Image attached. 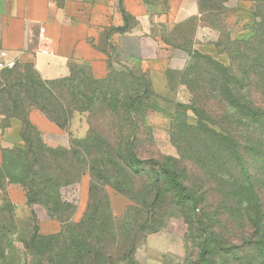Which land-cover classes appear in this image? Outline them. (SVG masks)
<instances>
[{"label":"trees","instance_id":"16d2710c","mask_svg":"<svg viewBox=\"0 0 264 264\" xmlns=\"http://www.w3.org/2000/svg\"><path fill=\"white\" fill-rule=\"evenodd\" d=\"M199 2L202 12L208 6L220 8L223 0ZM262 4L264 0L257 5L253 13L257 20L248 23L245 36L231 38L225 26L218 24L221 31L214 46L217 55L227 57V64L191 47L185 50L197 68L193 73L195 79H188L190 72L185 82L193 84V99L184 109L199 115V109L205 110L199 104L205 95L213 103L215 100L221 104L230 119L228 124L212 122L214 127L201 119L197 128L184 124L188 129L182 132L191 140L197 141L196 133L209 138L202 153H215L219 147L212 141L219 139L230 141L240 155L231 137L233 130L240 131L239 128H245L247 134L254 131L262 135L264 141V109L238 104L236 98L241 87L250 85L261 71L264 73V40L254 38L260 26ZM123 20V26L105 29L99 41L93 43L106 55L105 77L96 78L88 62L73 59L68 63L69 74L55 79H44L30 61L16 60L12 67L0 71V129L8 128L11 118L21 122V141L1 143L0 264H17L20 256L24 258L22 264H129L142 234L147 233V214L167 199L178 207L185 221L192 217L201 233L199 264H264V240L257 233L261 218L248 216V228L257 232L252 233L253 239L243 245L245 248L222 240L221 218L215 225L214 218L207 221L208 212L212 216L213 211L203 191L188 182L186 167L181 168L177 158L170 155L142 157L147 154V139H153L147 113L155 109L148 106L147 99L160 93L151 87L146 71L119 59L111 34L128 30L132 17L123 12ZM163 41L174 49H187L170 36H164ZM31 110L39 111L69 134V146L47 145L43 134L29 120ZM75 114H87L88 130L80 138L70 132ZM175 130L176 125L171 124V141L179 151ZM242 148L248 158L234 166H239L244 176L240 195L249 206L258 194L255 180L259 174L258 167L250 164L264 161V143L263 149L257 150L261 155L253 152L250 143ZM84 174L90 178L87 206L80 219L73 221L75 205L63 200L61 189L80 183ZM136 178L144 180L140 191L134 185ZM10 185L19 186L26 205L41 206L49 219L60 224V229L41 233L34 212L28 217L29 224L22 225L24 222L16 218L14 204L7 194ZM107 187L132 201L122 216L113 213ZM21 226L26 234L19 238ZM248 251L253 254L249 262L245 259Z\"/></svg>","mask_w":264,"mask_h":264},{"label":"rangeland","instance_id":"374dc122","mask_svg":"<svg viewBox=\"0 0 264 264\" xmlns=\"http://www.w3.org/2000/svg\"><path fill=\"white\" fill-rule=\"evenodd\" d=\"M216 4L211 3L210 5L217 6L218 4ZM259 10L260 20H262H259L260 26L254 38L262 41L264 40V4L260 5ZM212 19L215 23L218 22L217 15L212 16ZM209 20L205 18V22ZM230 24L232 23L230 22ZM193 26V23H188L176 28V31L171 34L166 35L174 38L177 43L186 45L187 49H180L185 52L188 48H192L190 41H192ZM224 39L226 38L224 37ZM224 43L228 42L224 41ZM214 57L222 63H228V59L224 55ZM185 60L184 63H176L169 69L170 80L168 91L160 93L159 95L150 96L147 99L148 106L155 109V111L147 113V123L152 128L153 139L152 141L147 139V154H143L142 157H148L153 154L154 157H157V155H170L177 158L181 168L186 167L187 169L188 182L194 183L205 194L206 203H209L210 209L213 211V217L208 212L206 216L207 221L209 222L211 218H214L212 223L215 225V222L220 217L221 227L219 232L222 240L233 243L237 247L245 248L243 245L253 239L252 233L257 232L252 227L248 228L250 226L247 221L248 216H258L261 218L259 219L261 220V228L257 233L264 240V161L260 160L254 162V164H250L258 167L259 174L255 180L258 194L249 206L245 205L240 195L241 189L244 187V176L241 174L239 166L234 165H240L242 161H245L246 157L248 158L247 154L242 152V147L246 146L247 143L252 145L255 154L261 155L262 153H257V150L259 148L263 149V137L254 131H250L251 134H247L245 128H239L241 129L240 131L233 130L231 137L234 143L236 142L238 145V149L241 152L240 155H238V151L233 150L230 141L219 139L212 141L215 146L219 147L215 153H202L201 150L206 147V143L210 142L209 138L196 133L195 137L197 141L191 140L182 132L183 129H188L184 124L197 128L198 120L201 119L209 127H214L212 122L220 121L222 124H228L230 119L223 113L225 110L221 104L215 100L213 103L212 98L207 99L205 95L202 102H199L201 104L200 107L205 108V110L199 109V115L184 109L183 106H190L193 99V95L191 94L193 84L191 85L190 81L187 84L185 82L190 72L188 79H195L193 73L197 68L194 62L189 61L188 54ZM263 76L264 73L261 71L259 76L255 80L253 79L250 85L241 87L239 96H236L238 104L264 109ZM203 77L201 78L203 79ZM80 115L82 121L80 126L82 131L80 132L83 133L84 128L88 130L87 114ZM171 124L176 125L174 139H176L177 144L180 146L179 151L171 141ZM177 127L180 128V131ZM78 134L79 128H77L75 136L79 137ZM187 138L189 140L185 141ZM1 143L3 145L10 144L6 141ZM192 158H194L193 161L190 160ZM89 180V175L84 174L80 183L61 189L63 200L75 205L72 217L73 221L79 220L86 209ZM134 185L140 191L143 188L144 180L136 178ZM107 192L113 213L122 216L132 201L124 194L110 187H107ZM7 194L14 204L16 218L24 222L22 225L29 224L30 219L28 217L30 215L24 211L25 197L23 190L17 185H10L7 188ZM29 207L37 218L41 233H53L60 229L61 226L59 224V229L53 231V220L48 218L46 211L41 206L33 205ZM216 209L218 210L214 212ZM186 221L178 211V207L171 204L168 199L164 204L155 205V209L150 214H147V233L142 234L134 252L133 261L129 264H199L198 245L201 233L197 229L192 217H189ZM44 230L47 231L45 232ZM150 230L153 231L149 232ZM18 231L19 238L26 234L22 226ZM17 247L20 249L21 245L17 243ZM249 252L251 251H248L247 256H245L247 262L253 258V254ZM23 259L20 256L17 264H22ZM13 263L11 262V264Z\"/></svg>","mask_w":264,"mask_h":264},{"label":"crops","instance_id":"0c3cea01","mask_svg":"<svg viewBox=\"0 0 264 264\" xmlns=\"http://www.w3.org/2000/svg\"><path fill=\"white\" fill-rule=\"evenodd\" d=\"M259 2L223 0L220 8L208 6L201 12L199 0H0V51H6L10 59L32 62L44 79L67 76L72 59L88 62L93 75L102 78L107 74L106 55L93 43L105 29L123 26L125 12L133 20L128 30L111 34L119 59L146 71L153 90L165 93L169 69L184 63L187 54L165 43L164 36L193 20L192 48L217 56L218 24L225 26L231 38L245 36L248 23L257 20L253 13ZM213 14L218 17L216 23ZM205 18L211 21L205 22ZM80 118L75 114L70 122L71 134L75 136L79 128V138L87 131L80 132ZM29 120L47 145L69 146V134L39 111L31 110ZM20 128V120L11 118L10 126L0 132V159L1 142H20ZM24 204L25 213L31 215L25 198ZM53 221V231L58 230L59 223Z\"/></svg>","mask_w":264,"mask_h":264},{"label":"built area","instance_id":"2783aa9c","mask_svg":"<svg viewBox=\"0 0 264 264\" xmlns=\"http://www.w3.org/2000/svg\"><path fill=\"white\" fill-rule=\"evenodd\" d=\"M44 51L45 50H43V52ZM15 62H16L15 59H10V58L7 57V52L6 51H4V50L0 51V70L12 67Z\"/></svg>","mask_w":264,"mask_h":264}]
</instances>
